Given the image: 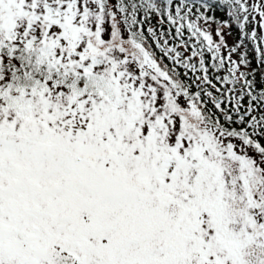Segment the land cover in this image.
I'll use <instances>...</instances> for the list:
<instances>
[{"label":"snow or ice","instance_id":"obj_1","mask_svg":"<svg viewBox=\"0 0 264 264\" xmlns=\"http://www.w3.org/2000/svg\"><path fill=\"white\" fill-rule=\"evenodd\" d=\"M0 264H264V0H0Z\"/></svg>","mask_w":264,"mask_h":264}]
</instances>
